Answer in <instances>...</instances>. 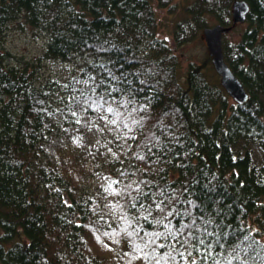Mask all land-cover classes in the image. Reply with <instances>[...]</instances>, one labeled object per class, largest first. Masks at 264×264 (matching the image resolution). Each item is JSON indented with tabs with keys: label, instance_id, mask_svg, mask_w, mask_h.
Returning <instances> with one entry per match:
<instances>
[{
	"label": "trees",
	"instance_id": "trees-1",
	"mask_svg": "<svg viewBox=\"0 0 264 264\" xmlns=\"http://www.w3.org/2000/svg\"><path fill=\"white\" fill-rule=\"evenodd\" d=\"M234 1L0 0V264H155L153 249L168 251L162 238L143 247L146 233L165 231L155 221L192 217L221 234L216 259L264 264V162L255 161V150L264 156V0H245L239 38L222 37L243 104L208 54L183 71L158 35L156 8L178 15V48L207 27H231ZM20 19L47 35L44 58L74 65L57 97L37 85L34 64L7 63L6 30ZM91 121L103 125L96 139L67 131ZM203 252L191 258L212 264Z\"/></svg>",
	"mask_w": 264,
	"mask_h": 264
},
{
	"label": "rangeland",
	"instance_id": "rangeland-1",
	"mask_svg": "<svg viewBox=\"0 0 264 264\" xmlns=\"http://www.w3.org/2000/svg\"><path fill=\"white\" fill-rule=\"evenodd\" d=\"M178 3L180 0H176ZM189 1V0H187ZM187 4V3H186ZM159 15L158 35L164 38L169 45L176 51L181 60V68L184 71L190 61L200 63L208 54L207 47L203 35L192 42H189L181 47L176 48L172 37V28L178 15H170L165 10L156 8ZM245 28V23L236 24L230 31L225 33V36L231 40H237L242 30ZM48 38L47 35L39 29L30 27L24 19L10 23L6 30L3 48L11 54L7 63L9 66L19 67L23 62L34 64L37 74V85L50 86L51 91L55 92V97L62 90L72 74L74 65L72 63L62 62L60 60L47 59L43 57L45 45ZM78 121V119H75ZM81 121V120H80ZM79 121V122H80ZM70 123V128L67 130L79 131L81 127H85V132L89 137L96 139L98 131L103 127L97 121ZM65 126V125H64ZM67 129L66 127H62ZM103 140L106 137L102 136ZM256 163L264 162V156L255 150ZM102 182L92 179L91 186H99Z\"/></svg>",
	"mask_w": 264,
	"mask_h": 264
},
{
	"label": "snow or ice",
	"instance_id": "snow-or-ice-1",
	"mask_svg": "<svg viewBox=\"0 0 264 264\" xmlns=\"http://www.w3.org/2000/svg\"><path fill=\"white\" fill-rule=\"evenodd\" d=\"M108 112H113L114 110L109 107L107 109ZM75 115V113H73ZM117 118H119V114H117ZM112 123H116L115 120ZM133 123H139L138 121H133ZM125 127H128L125 124ZM131 131V129H129ZM156 195H163V193H157ZM163 201H160L156 204L157 209H161ZM143 208L144 206L141 205ZM148 211V214L151 215V211L149 209H145ZM176 215H181V213L176 212ZM185 216H191V213L185 212L183 213ZM173 216V212L169 211L164 219H168V217ZM145 219L148 217L145 216ZM157 224H163L165 231L163 232H154V233H146L150 238L148 242H146L143 247L147 248L149 245L154 244L155 240L164 239L166 243L161 244V248H167L168 251L165 252L162 256L155 257L153 249V253L151 254L152 259H155V264H177V256L188 259L193 256V252H200L201 247L204 248V252L202 253L203 261L212 260V264H231L230 260H220L216 259L212 256L213 246H217L219 248H223L224 245L220 243L221 234L216 232L209 231L207 227H204L202 230L200 226L197 224V218L192 217L190 223H181L179 227H174L172 225L171 220H168V223H164L163 220L158 219L155 221ZM204 223L206 225H210L212 221L205 220ZM197 233H199L197 235ZM129 235H133V233H129ZM215 235V239L211 242H208L210 237ZM223 235L227 236V233ZM245 240L249 239L248 236L244 237ZM171 241V242H168ZM258 243V242H257ZM137 247H140L139 245ZM150 254L145 253V259L149 260ZM149 264L151 261L149 260ZM188 264H201L195 258L188 259Z\"/></svg>",
	"mask_w": 264,
	"mask_h": 264
},
{
	"label": "water",
	"instance_id": "water-1",
	"mask_svg": "<svg viewBox=\"0 0 264 264\" xmlns=\"http://www.w3.org/2000/svg\"><path fill=\"white\" fill-rule=\"evenodd\" d=\"M248 12L249 5L245 0H235L232 4L231 27H224L216 24L203 30V38L207 47L208 55L211 58V62L216 73L220 77V83L231 99L238 104L245 103L248 99V94L243 84L233 74L229 66L224 61L222 52V37L236 24L245 22Z\"/></svg>",
	"mask_w": 264,
	"mask_h": 264
}]
</instances>
